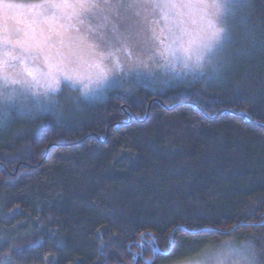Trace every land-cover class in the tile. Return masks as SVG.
<instances>
[{"label":"trees","instance_id":"obj_1","mask_svg":"<svg viewBox=\"0 0 264 264\" xmlns=\"http://www.w3.org/2000/svg\"><path fill=\"white\" fill-rule=\"evenodd\" d=\"M240 4L203 79L111 90L62 117L6 109L0 256L143 264L156 249L167 264L264 234V0Z\"/></svg>","mask_w":264,"mask_h":264},{"label":"rangeland","instance_id":"obj_2","mask_svg":"<svg viewBox=\"0 0 264 264\" xmlns=\"http://www.w3.org/2000/svg\"><path fill=\"white\" fill-rule=\"evenodd\" d=\"M78 2L0 0V117L8 108L68 116L80 106L102 100L111 90L129 92L139 84L150 88H163L179 82L189 84L208 75V68L203 65L186 68L180 59L182 53L168 50L177 20L176 11L181 13L179 18L183 20V27L195 38L202 25V10L194 2L191 8L178 10L152 7L128 10L121 7L130 0H88L89 6L84 9L29 7L37 4L74 5ZM240 2L238 0V6L218 25L225 28L227 37L231 17ZM6 3L19 7L9 9L4 6ZM132 11H138L140 16H133ZM38 12L43 13L39 19H46L47 23H32L38 19ZM29 30L34 38L23 44L15 43L17 39L23 40L24 33ZM121 34L122 38L117 42L114 37ZM5 40L12 42L6 43ZM223 46L216 53V59L221 58ZM160 51H166L165 56L159 55ZM97 53H103L104 59L101 60ZM214 60L209 64H214ZM101 73L103 90L98 91ZM49 74L59 80L55 90L45 87L53 82ZM33 76L39 83L33 82L31 87H21L19 83H9L5 87V77L9 81H32ZM65 76H71L74 83L65 80ZM5 92L11 97L7 105L3 101ZM246 245H250L251 250L239 255ZM202 252L200 257L167 264H247L245 258L252 253L254 264H264V234L244 243L229 238L218 246L205 247Z\"/></svg>","mask_w":264,"mask_h":264},{"label":"snow or ice","instance_id":"obj_3","mask_svg":"<svg viewBox=\"0 0 264 264\" xmlns=\"http://www.w3.org/2000/svg\"><path fill=\"white\" fill-rule=\"evenodd\" d=\"M193 2L195 5L202 10V25L197 29V34L195 38L191 36V34L183 27V20L180 19L181 13L179 11L174 12L177 20L174 24V31L171 35V43L168 45V50H178L182 53L180 59L183 62L184 67L195 66L199 67L204 62L211 63V61L216 57V53L220 48H222L223 43L227 39V33L225 28L220 27L221 23L225 21V19L231 14L232 10L238 6V0H130L126 5H121V7H125L128 10H135L137 8L143 7H152L158 9H172L178 10L181 8H191L193 6ZM6 8L12 9L19 7V5L6 3L4 5ZM89 6L88 0H79L77 4L69 5L67 3L62 4H37L30 5L29 7L33 9H43L45 7H79L84 9ZM95 7V5H91ZM43 15L42 12L36 13L38 19L34 20L33 24H45L47 23L46 19H39ZM132 15L135 17H139L140 13L138 11H132ZM187 37V38H186ZM29 38L32 37V31L29 30L24 33V39H17L15 43L23 44ZM122 38V34L114 37L117 42H119ZM47 39V37H46ZM6 43H11V40H5ZM173 46L175 48L173 49ZM166 51H160L159 55L165 56ZM101 60L104 59L103 53L96 54ZM110 55V54H109ZM29 76L32 75L31 72L28 73ZM51 77V74H49ZM53 82L48 83L45 87L46 89L55 90L56 87L59 86V80H56L54 77H51ZM65 80L73 81L71 76H65ZM33 82L36 84L39 83L38 80L33 76L32 81L22 80V81H9L7 77H5V87L9 83H19L21 87H31L33 86ZM68 86H71L69 84ZM98 91L103 90V73H101L98 78ZM11 97L5 92L3 94V101L5 105L8 104ZM16 254H23L24 249L17 248L14 249ZM169 253L171 252V248L167 249ZM0 264H12V255H4L0 256ZM222 264V262H219ZM254 264V262H251Z\"/></svg>","mask_w":264,"mask_h":264},{"label":"clouds","instance_id":"obj_4","mask_svg":"<svg viewBox=\"0 0 264 264\" xmlns=\"http://www.w3.org/2000/svg\"><path fill=\"white\" fill-rule=\"evenodd\" d=\"M250 250L251 246L246 245L238 254L242 256L244 252H248ZM245 259L247 260V264H251V262H254V253H252V255L246 257Z\"/></svg>","mask_w":264,"mask_h":264},{"label":"water","instance_id":"obj_5","mask_svg":"<svg viewBox=\"0 0 264 264\" xmlns=\"http://www.w3.org/2000/svg\"><path fill=\"white\" fill-rule=\"evenodd\" d=\"M172 244H173V239H172V237H171L169 248H172ZM154 252H156V249H154L153 254H154ZM159 254H160L161 256H167V255H169V252H168V251H167V252H164V253L159 252ZM135 260H136V258H135ZM153 260H154V255L152 256V258H151V260H150L149 262H145V261H143V260L141 259V261H142L143 264H151V263L153 262ZM133 264H135V262H134Z\"/></svg>","mask_w":264,"mask_h":264},{"label":"bare ground","instance_id":"obj_6","mask_svg":"<svg viewBox=\"0 0 264 264\" xmlns=\"http://www.w3.org/2000/svg\"><path fill=\"white\" fill-rule=\"evenodd\" d=\"M154 255V254H153Z\"/></svg>","mask_w":264,"mask_h":264}]
</instances>
